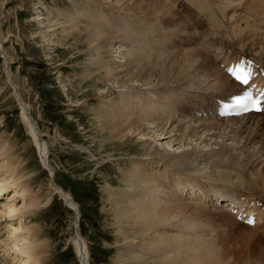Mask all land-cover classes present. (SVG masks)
I'll use <instances>...</instances> for the list:
<instances>
[{
    "label": "bare ground",
    "instance_id": "obj_1",
    "mask_svg": "<svg viewBox=\"0 0 264 264\" xmlns=\"http://www.w3.org/2000/svg\"><path fill=\"white\" fill-rule=\"evenodd\" d=\"M186 5L190 7V10H187L191 16L200 24L208 19L215 29L214 39H218V44H208L209 42L201 44L206 51L200 49L199 45V48L191 47L189 53H183L185 49L180 53L177 49V52L174 51L176 54L156 55L157 53L152 54L145 50L144 42L138 43L143 39L136 40V45V42H129V36L136 28L140 33L146 31L144 34L148 40L154 37L152 41L157 43L151 47L154 53L159 49L170 51L164 48L174 47L173 31L180 27L188 28L190 25L189 19L185 18L187 22L176 23L177 17L175 19L173 17L177 9H185L183 6ZM70 7L72 10L67 13L63 14L60 10L56 14L52 13L51 18L47 20L46 30L39 34L47 38L48 42L57 38L64 46L71 41V45L66 47L72 52H77L73 61L85 56L81 78L94 80L101 76L103 84L109 83L110 88L101 91L99 95L101 106L95 108L93 112L95 113L93 120L101 130L96 133L104 136L103 142L119 141L120 144L135 142L143 151L142 154L128 159L131 167L120 177L122 188L115 191L109 186L103 190L108 194L105 200L109 202L110 211L114 213L111 221L114 218L116 227H119L116 228L118 229L116 235L122 237L121 241L124 244L121 246L129 252L126 262L237 263L240 257L227 259V251L221 254L215 244L217 241L214 243L212 237L206 238L205 235L208 234L201 239L195 237L192 243H186L181 239L193 234L189 229L193 227L191 223L195 222L192 220L201 213L197 211L214 214L222 212L228 217L230 214L234 219L240 212H252L257 215V219L264 220V208H255L253 204L246 206L251 200L248 198L253 195L247 191L242 193L239 188L240 183L251 186L254 181L251 175L253 172L246 175L245 169L256 174H264V117L251 112L241 117L215 119L214 112L217 107L221 105L224 108L226 104L231 103L223 99L225 98L223 96L231 93L239 96L245 92L242 90L244 88L239 87L229 77L233 68L229 69L227 75L210 57L213 55L215 60L221 57L223 50L220 45L225 43L231 47L230 49L240 52L239 60L253 62V66L264 69V0H70ZM147 22L149 25L143 24ZM130 23L133 25L128 26ZM188 29L189 37L194 30ZM55 33L58 36L55 37ZM201 35L204 37V34ZM190 39L193 40L192 37ZM0 50L5 70L8 77H11L5 53L2 48ZM194 53L200 54L196 55L200 59H197L198 57L193 59ZM119 56L120 59H124L123 62L117 60ZM201 56L205 57L204 60H201ZM205 59L211 63L215 75L211 73L209 75V70L202 71L204 65L201 61L204 62ZM95 71L103 73L99 72V76L95 75ZM84 73L88 75L85 77ZM199 78L203 81L200 82ZM13 90V95L20 106L21 118L36 148L41 167L48 174L51 192L45 199L40 196V190L33 193L26 189V184H29L26 183L29 182L27 174L21 172V163L16 161L10 148L13 146L1 139L0 264H45L51 256L52 248L49 249V242L43 240L40 228L34 223L26 222L27 217L49 205L54 195H58L67 208L74 210L75 218L78 215V222L80 213L73 199L55 185L54 171L48 163L45 143L37 125L30 117L28 106L20 100L14 85ZM199 93L203 96H199ZM114 94L116 97L111 98ZM189 95L192 96L188 98ZM192 97L197 99L192 100L193 102L186 107L184 98ZM205 101H212V107L205 106ZM85 152L88 153L86 150ZM217 174L229 182L227 190L217 188L216 183H213L214 186H203L205 179L208 180ZM262 184L264 188V183ZM179 195L189 200L198 197V200L203 202L212 201L213 208L201 206L195 201L180 204L179 201L182 200L179 198L182 197ZM253 198L257 199L256 196ZM217 202H222L227 209L215 207ZM256 203L264 205V200L257 199ZM235 208L236 215L232 213ZM185 213L190 214L189 217ZM228 219L226 220L229 221ZM234 219L233 221L237 222ZM74 227L71 244L77 262L89 264L90 249L79 233L77 222ZM244 228L241 229L249 235L245 237L242 234L244 236L242 246L247 251L254 250L257 255L255 257L264 260V239L255 234L253 231L255 229ZM262 228L264 229V222ZM245 248L241 251H245ZM232 249L231 252H234ZM244 254L246 255V252Z\"/></svg>",
    "mask_w": 264,
    "mask_h": 264
},
{
    "label": "rangeland",
    "instance_id": "obj_2",
    "mask_svg": "<svg viewBox=\"0 0 264 264\" xmlns=\"http://www.w3.org/2000/svg\"><path fill=\"white\" fill-rule=\"evenodd\" d=\"M188 7L187 5L183 6L185 9H177V7H175L178 11L174 9L178 14L174 10L176 15H173V17L174 19L177 17L175 19L176 23L187 22L185 18L187 20L189 19L188 21L191 26L189 25L188 28H192L194 33L192 36L188 37V32H190L188 28L180 27L181 30L179 28L176 31L174 30V47L164 48V50L168 49L170 51L159 49V53L157 51L154 53L153 48H151L154 44L157 45V43L152 41L154 37L148 40L144 34L146 31L140 33L136 28L131 34L129 33L130 39L135 41L129 39V42L135 43L136 40L143 39L138 43L142 44L144 42L143 44L146 45L145 50L152 54L157 53L156 55L175 53L174 51L176 50L177 52V49L180 53H182L184 49L185 51L183 53H189L191 47L199 48V45L201 47L208 42V44H218V39H214L216 37V33L214 32L215 29L211 26L208 19L206 18L207 21L205 19L200 24L191 16V13L187 10H190V7ZM59 10L63 14L71 11L72 7H70V0H0V42H2V47L0 46V49L2 48L5 53L7 67L11 75V77H8L9 75L5 70L6 66L4 65L2 54H0V141L2 139V141H6L8 145L13 146L10 147L13 150V156L17 162L21 163V172L27 174L29 182L26 183L29 184H26V189L33 193L40 190V196L46 199L50 194L49 192H51L48 184V174L41 167L36 148L21 118L20 106L13 95L14 85L20 100L23 104L28 106L30 117L37 125L38 131L45 143L48 163L54 171L53 180L55 185L69 195L79 208V233L90 249L89 264H119V262L122 264H129L126 262L129 252L121 246L124 244L123 241H121L122 237L119 238V234L116 235L118 233V229L116 228L119 227H116L114 218L112 220L113 222L111 221L114 213L110 211L109 202L105 200L108 194L103 190L105 187L108 188L109 186L110 189L113 188L115 191L117 188H122V184H120L122 178L120 177H122L125 170L128 171L131 167L128 159L142 154L143 151L135 142H129L128 144H120L119 141L114 143L103 142L102 138L104 136L101 134L99 135L101 130L95 124V120H93L95 117V113H93L94 109L101 106L100 102L102 101L99 99L101 91L104 92L110 88L109 83L105 82L103 84L100 79L101 76L99 72H103L95 71V75L98 74L100 77L94 80L82 79V72L84 71L83 60L85 56H80L77 61H73L77 52H72L66 47L71 45L70 43L72 42L70 41L64 46L62 43L60 44L57 38L55 40L53 39L52 42H48L47 38L39 34L46 30L47 20L51 18L50 16L54 13L56 14ZM179 10H181V12ZM143 24L149 25L148 22ZM131 25H133V23L128 24V26ZM151 25L157 26V24ZM151 29L152 28H150L149 31H151ZM201 34H204V37H207L206 39L208 40L204 39ZM56 36H58L57 33H55V37ZM132 36H135V38ZM190 37H192L193 40L190 39ZM136 44L137 42L135 45ZM220 47L223 50V55L221 56L220 62L215 63L216 66L225 73V68L228 69L230 66L234 65L238 56H240V52L230 49L231 47L225 43H221ZM136 49L139 50L138 48H135V50ZM186 49H188V52ZM200 49L206 51L204 47ZM194 54V56H192L193 59L197 57V59H200V54L197 53L199 56H196V53ZM206 54L210 55L208 53ZM120 57L121 56H119L117 60L123 62L124 59H120ZM203 57L204 56H201V60H204ZM201 62L204 65V67L202 66L203 68L201 67L202 71L209 70V75L210 73L215 75L210 62L206 61V65L203 61ZM87 75L88 73H84L85 77ZM199 77L202 78V76ZM200 78L199 81L202 80ZM217 78H219V76H217ZM208 81H211V79H208ZM114 90L118 91V89L115 88ZM202 94L199 93V96H203ZM191 96L192 95H189L188 98ZM210 96L218 95L210 94ZM115 97V94L111 96V98ZM223 97H226V95ZM188 98H184L186 107L193 102L192 100L197 99L194 97H192V99ZM154 105L156 104H153V106ZM219 112H221V108H219ZM175 116H177V114H175ZM218 118L220 117H216L215 119L218 120ZM186 120L188 121V119ZM97 131H99L98 134L96 133ZM161 143L163 144L164 141H161ZM81 148L82 150H79ZM85 150L88 151V153L90 152V155L85 152ZM107 157L110 158L107 159ZM117 159H119V161H116ZM245 171L246 175L249 172H253L251 175L254 177V184L252 183L250 184L251 186H248L247 184L240 183V192L245 193L247 191L253 195L252 197L256 196L257 199L264 200V188L262 187V182L264 183V174H256L254 171H249L247 169H245ZM216 176L214 175L208 180L205 179V184L203 186H214L215 184L213 183H216L217 188L227 190L229 182L224 180L225 178L222 179L220 177L222 175L220 174ZM237 177L238 179L240 178V176ZM250 180L251 179H249V181ZM257 181L261 183L259 184ZM256 184L259 185L257 186ZM247 187L250 188L247 189ZM201 191L203 192V190ZM104 193H106V197ZM179 197H182L179 198L182 200V202L179 201L180 204L195 201L200 203L201 206L213 208V203L200 201L198 197H195L193 200H189L181 195H179ZM216 206L219 208V205L216 204ZM197 212H201V215H197L199 218L196 216V219L192 220L195 222L191 224L193 225L192 229H195L194 232L197 230L198 232L194 233L191 231L192 229H189L193 234L188 238H184L186 240L183 238L181 240L186 241V243H192L195 237L201 239L205 234H208L205 235L207 236L206 238L211 239L212 237L211 240H214V243L217 241L215 244L221 254H223L225 250L227 251V259H238V257H240V261L237 260L235 264H264V260L256 258L257 255H255L256 252L254 250L249 251L248 249L247 251V249L242 246L244 242L243 235H245V237L249 235L247 233L245 234V231L241 229L246 226L242 224V221L237 223L233 221V216L229 214L228 217L222 214V212H219V214L203 211ZM188 213H185L187 217L190 215ZM75 216L74 210L67 208L63 200L59 198L58 195H54L49 205L42 209H38L33 215L27 217L26 222L37 225L40 228L43 240L49 242V249L52 248L50 249L52 252L51 256L45 264H78L71 244V240L74 236ZM227 222L230 226H228L229 224ZM261 225L262 223H256L253 226L246 227L248 229H255L253 230L255 234L263 240L264 229L261 228ZM215 233H217L216 236L214 235ZM261 234H263V237L260 236ZM138 235H140V233ZM174 235L177 236V234ZM240 235H242V237ZM225 239L229 241H227L228 244L225 243ZM239 246L243 249L240 247L239 250ZM244 248L246 250L241 251L244 250ZM230 249L234 252H231ZM243 252H246V255ZM247 256H252V258Z\"/></svg>",
    "mask_w": 264,
    "mask_h": 264
},
{
    "label": "snow or ice",
    "instance_id": "obj_3",
    "mask_svg": "<svg viewBox=\"0 0 264 264\" xmlns=\"http://www.w3.org/2000/svg\"><path fill=\"white\" fill-rule=\"evenodd\" d=\"M233 75L236 77L237 80L242 81L243 83H247V76L243 74H237L233 72ZM232 107V108H242L243 110H248L251 107L254 110H261L260 108V101L253 99L250 93H246L244 96H234L231 100V104H226L225 108ZM252 223V221H249Z\"/></svg>",
    "mask_w": 264,
    "mask_h": 264
},
{
    "label": "water",
    "instance_id": "obj_4",
    "mask_svg": "<svg viewBox=\"0 0 264 264\" xmlns=\"http://www.w3.org/2000/svg\"><path fill=\"white\" fill-rule=\"evenodd\" d=\"M41 164V163H40ZM42 166V165H41ZM43 167L46 169V166L43 165ZM51 177V176H50ZM76 222H77V225H78V215H77V218H76Z\"/></svg>",
    "mask_w": 264,
    "mask_h": 264
}]
</instances>
